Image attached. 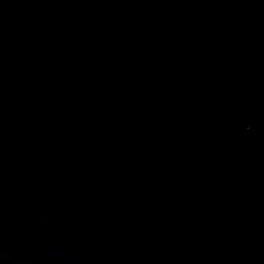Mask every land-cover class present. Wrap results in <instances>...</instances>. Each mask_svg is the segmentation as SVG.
I'll list each match as a JSON object with an SVG mask.
<instances>
[{
    "label": "water",
    "instance_id": "95a60500",
    "mask_svg": "<svg viewBox=\"0 0 264 264\" xmlns=\"http://www.w3.org/2000/svg\"><path fill=\"white\" fill-rule=\"evenodd\" d=\"M0 264H264V0H0Z\"/></svg>",
    "mask_w": 264,
    "mask_h": 264
}]
</instances>
